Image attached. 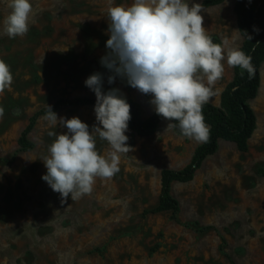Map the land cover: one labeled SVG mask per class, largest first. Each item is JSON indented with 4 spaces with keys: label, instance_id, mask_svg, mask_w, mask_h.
<instances>
[{
    "label": "rangeland",
    "instance_id": "374dc122",
    "mask_svg": "<svg viewBox=\"0 0 264 264\" xmlns=\"http://www.w3.org/2000/svg\"><path fill=\"white\" fill-rule=\"evenodd\" d=\"M8 2L0 0V59L14 82L0 95V264H264V62L258 93L248 102L257 118L248 149L220 139L192 180L172 184L178 220L170 210L146 211L159 203L162 170L183 168L201 143L167 128L165 119L148 136L128 127L133 151L121 155L120 171L98 178L90 195L62 204L42 179L47 169L40 158L54 139L48 132L67 129L50 128L40 116L28 134L33 148L18 151L33 114L61 97L95 98L84 81L97 71L104 73V90L119 88L140 104L143 118L154 107L150 95L126 80L109 85L108 70L96 64L107 51L110 0H30L29 31L16 38L3 31ZM235 2L203 7L201 15L212 39L227 36L241 48ZM223 63L219 92L210 101L215 105L234 76ZM57 115L78 116L90 129L96 123L94 105L63 107ZM96 146L102 155L109 151L106 141L97 138Z\"/></svg>",
    "mask_w": 264,
    "mask_h": 264
},
{
    "label": "clouds",
    "instance_id": "9594fccd",
    "mask_svg": "<svg viewBox=\"0 0 264 264\" xmlns=\"http://www.w3.org/2000/svg\"><path fill=\"white\" fill-rule=\"evenodd\" d=\"M7 6L10 12L3 20L4 34L24 37L33 12L30 0H9ZM202 10L203 4L190 5L187 0H133L128 6L110 0L107 51L99 61L109 72V85L119 77L141 94L150 95L155 113L169 121L167 128L179 127L182 136L197 143L210 139L202 109L219 92L216 85L224 75L223 61L227 60L228 67H239L241 75L246 71L250 79L256 73L252 57L233 47L229 37L213 42L203 26ZM253 31L260 30L254 26ZM13 82L10 65L0 59V95L11 90ZM84 84L96 98V123L91 129L78 116L58 117L48 104L43 117L50 128L67 129L48 132L54 139L40 158L47 169L42 179L59 194L62 204L69 197L76 201L90 195L98 178H113L120 171L121 155L133 151L127 143L131 105L126 96L116 87L105 91L104 73L99 71ZM4 111L0 106V120ZM97 138L109 145L106 155L98 152Z\"/></svg>",
    "mask_w": 264,
    "mask_h": 264
},
{
    "label": "trees",
    "instance_id": "16d2710c",
    "mask_svg": "<svg viewBox=\"0 0 264 264\" xmlns=\"http://www.w3.org/2000/svg\"><path fill=\"white\" fill-rule=\"evenodd\" d=\"M224 1L202 0V4L203 7H210ZM234 11L237 16L238 29L243 37L241 49L252 57V63L256 69L255 76L250 79L246 71L241 75L242 70L235 67L232 80L227 83L221 93L220 104L215 105L209 102L203 106L202 113L206 124L210 127V139L196 148L191 161L183 168L162 170L159 203L154 208L147 210V213L170 210L173 212V217L178 220L180 204L171 193L172 184L192 180L204 160L217 151L220 139L234 142L242 151L248 149L249 139L257 126L256 114L248 102L258 93L260 87L259 69L264 62V0H251V3L249 0H236ZM254 26L259 28V33L253 31ZM245 32L252 35L251 40L247 39ZM212 40L214 43H218L215 38ZM96 64L99 68L102 67L100 62L97 61ZM95 99L90 96L61 97L51 106L57 113L63 107L95 105ZM127 101L131 105L130 129L139 135H152L164 118L158 116L155 111L147 118H143L140 104L133 99ZM46 109L47 106L42 107L33 114L19 138L18 151L33 148L34 144L28 134L37 119L45 115ZM173 129L177 134H181L179 127Z\"/></svg>",
    "mask_w": 264,
    "mask_h": 264
}]
</instances>
